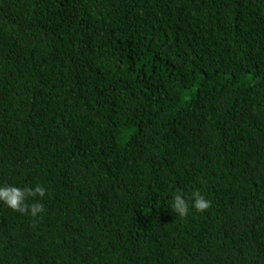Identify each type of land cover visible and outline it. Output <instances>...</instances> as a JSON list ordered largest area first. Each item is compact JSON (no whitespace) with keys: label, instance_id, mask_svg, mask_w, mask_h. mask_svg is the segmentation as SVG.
Returning <instances> with one entry per match:
<instances>
[{"label":"trees","instance_id":"16d2710c","mask_svg":"<svg viewBox=\"0 0 264 264\" xmlns=\"http://www.w3.org/2000/svg\"><path fill=\"white\" fill-rule=\"evenodd\" d=\"M37 185L0 264H264V0H0V186Z\"/></svg>","mask_w":264,"mask_h":264},{"label":"clouds","instance_id":"9594fccd","mask_svg":"<svg viewBox=\"0 0 264 264\" xmlns=\"http://www.w3.org/2000/svg\"><path fill=\"white\" fill-rule=\"evenodd\" d=\"M46 189L37 185L34 189L31 187L19 188L16 186H0V202H3L7 207L15 212L21 214H30L36 217L38 214L43 213L44 205L40 202L27 204L26 201L31 198L44 197ZM193 204L192 207L197 212H204L209 209L211 202L205 199L198 191L192 194ZM172 210L181 218L189 214V204L181 193H176L173 197Z\"/></svg>","mask_w":264,"mask_h":264}]
</instances>
